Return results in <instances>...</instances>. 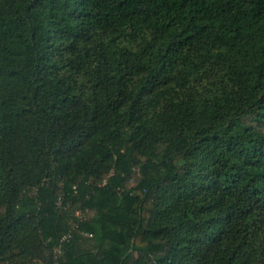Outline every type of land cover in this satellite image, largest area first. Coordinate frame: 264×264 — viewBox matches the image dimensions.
Returning <instances> with one entry per match:
<instances>
[{
	"label": "trees",
	"instance_id": "16d2710c",
	"mask_svg": "<svg viewBox=\"0 0 264 264\" xmlns=\"http://www.w3.org/2000/svg\"><path fill=\"white\" fill-rule=\"evenodd\" d=\"M57 246L264 264V0H0V264Z\"/></svg>",
	"mask_w": 264,
	"mask_h": 264
},
{
	"label": "built area",
	"instance_id": "2783aa9c",
	"mask_svg": "<svg viewBox=\"0 0 264 264\" xmlns=\"http://www.w3.org/2000/svg\"><path fill=\"white\" fill-rule=\"evenodd\" d=\"M70 238L69 235H64L63 237H61V239L59 240V243L62 242V241H66ZM58 255H60V248L59 246L55 247L53 249V264H56V260H57V257Z\"/></svg>",
	"mask_w": 264,
	"mask_h": 264
}]
</instances>
